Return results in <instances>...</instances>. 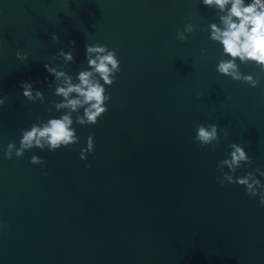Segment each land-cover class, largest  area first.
<instances>
[{
  "label": "water",
  "instance_id": "1",
  "mask_svg": "<svg viewBox=\"0 0 264 264\" xmlns=\"http://www.w3.org/2000/svg\"><path fill=\"white\" fill-rule=\"evenodd\" d=\"M188 22L195 30L180 41ZM212 22L216 10L201 0H0V264H264L259 196L217 180L233 142L254 161L235 176L264 170V72L237 60L242 74L260 76L257 87L220 74L229 57L210 39ZM87 44L121 62L105 85L108 111L94 125L73 113L77 144L7 159L22 129L66 111L52 106L62 97L44 64L75 80ZM60 49L75 62L54 60ZM22 81H39L45 101L24 97ZM201 123L218 125V145L194 140ZM89 135L94 150L81 160Z\"/></svg>",
  "mask_w": 264,
  "mask_h": 264
},
{
  "label": "clouds",
  "instance_id": "2",
  "mask_svg": "<svg viewBox=\"0 0 264 264\" xmlns=\"http://www.w3.org/2000/svg\"><path fill=\"white\" fill-rule=\"evenodd\" d=\"M202 5L215 9L219 23L212 22L209 25L210 39L218 42L223 47L225 57L219 60L216 70L223 75L231 77L235 81H244L252 87H257L260 83V76L253 77L251 74H242L239 70L241 63L255 62L264 72V0H201ZM195 25L191 22L186 23L183 31H178L177 39L186 41V33H192ZM53 41H58L59 36L52 33ZM75 48V41H69ZM202 52H206L202 49ZM16 56L20 60H26L28 53L17 51ZM63 59L64 63H74V52L60 49L54 60ZM85 59L88 68L80 70L75 80L71 74L63 70L62 65L53 66L45 63L44 68L52 74L54 80L49 87L55 85V95L62 97L59 102L52 101V106L56 111L66 110L58 118H49L46 121L39 120L33 123L30 128L22 129L19 147L16 141H10L4 151L7 159L11 160L13 154L16 157L24 155L26 150L47 148L49 151H55L61 147H68L79 142V136L73 127V113H76L75 123L79 125H94L98 123L99 118L108 111L107 102L110 100V94L107 93L105 85H112L116 80V73L120 68V60L115 50H109L106 45L87 44ZM47 79V78H45ZM103 81V83H101ZM39 81H22L23 96L29 101H45L44 92L35 89L33 85ZM8 97H0V106H3ZM83 110L80 114V110ZM52 111V107L48 109ZM211 119V116H209ZM227 137L228 131L224 130ZM194 140L205 147L212 145L215 147L220 142L218 134V125L197 124ZM231 152L227 157L217 163V169L222 173L217 177L219 183L223 186L225 183H238L245 186L249 195L259 196V204L264 206V183L257 177H264V170L257 166L254 172L249 171L239 177L235 176L238 169L243 166H251L254 161L246 152L244 146L239 143H231ZM94 150V139L91 135L87 138V146L80 150V159L86 160L87 154ZM31 163L46 165L47 161L38 155L31 156ZM91 167V163L86 164ZM225 167L229 171H224Z\"/></svg>",
  "mask_w": 264,
  "mask_h": 264
}]
</instances>
